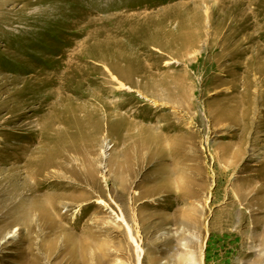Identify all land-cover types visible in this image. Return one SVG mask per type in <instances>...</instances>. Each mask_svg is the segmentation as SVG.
I'll use <instances>...</instances> for the list:
<instances>
[{
  "label": "rangeland",
  "instance_id": "obj_1",
  "mask_svg": "<svg viewBox=\"0 0 264 264\" xmlns=\"http://www.w3.org/2000/svg\"><path fill=\"white\" fill-rule=\"evenodd\" d=\"M0 149V264H264V0H0Z\"/></svg>",
  "mask_w": 264,
  "mask_h": 264
},
{
  "label": "bare ground",
  "instance_id": "obj_2",
  "mask_svg": "<svg viewBox=\"0 0 264 264\" xmlns=\"http://www.w3.org/2000/svg\"><path fill=\"white\" fill-rule=\"evenodd\" d=\"M74 69V68H73ZM73 69H71V73H70V77H73L74 75V73L73 72H76L77 70H73ZM110 69V68H109ZM109 72H112V73H114L115 75L113 76V78L115 79V80H117V81H119L120 80V78L121 79H124V80H126V81H128L127 82V84L129 83V81L130 80H132L133 81V79H131L130 77H131V75L130 76H128L127 75V73L125 72V71H122V70H120V69H118V68H112V69H110V71ZM66 74V73H65ZM64 74V75H65ZM102 74H104V73H102ZM130 74H132L131 73V71H130ZM117 75V76H116ZM92 76V75H91ZM17 77V76H16ZM63 77V76H62ZM107 77H109L108 75H107ZM12 78H15V77H12ZM8 80V79H7ZM11 80V79H10ZM6 81V80H5ZM132 81H130V83L132 84H134L135 85V83L134 82H132ZM60 83V82H59ZM108 83H109V81H108ZM6 84V83H5ZM5 84H3V85H5ZM132 84V85H133ZM2 85V86H3ZM57 85V84H56ZM121 85V88H126V89H129V88H127V85L126 84H123V83H121L120 84ZM131 85V86H132ZM136 85H137V83H136ZM135 85V86H136ZM132 87H134V86H132ZM138 87H140V86H138ZM61 88H63V87H61ZM136 88V87H135ZM57 90V89H56ZM55 90V91H56ZM110 90L111 89H109V88H105V89H101L100 90V92L102 93V94H100L101 96H99L100 97V99H102V98H108V96H109V94H110ZM65 91V90H64ZM61 93V92H60ZM117 94H119V91H117L116 93H114V95L116 96ZM31 97V96H30ZM14 98V107H13V112H14V115H17V111H18V100H17V98H16V96H14L13 97ZM57 99V98H56ZM30 100V99H29ZM54 100H55V98H54ZM31 101V100H30ZM51 101V100H50ZM102 101H103V99H102ZM32 102V101H31ZM44 102V101H43ZM46 102V101H45ZM44 102V103H45ZM35 103V102H34ZM47 103V102H46ZM50 103H52V102H50ZM32 104H33V102H32ZM39 104V103H38ZM34 106H35V104H33ZM36 105H37V103H36ZM43 104H41V106H42ZM44 105H46V104H44ZM40 106V107H41ZM20 107V106H19ZM39 107V108H40ZM44 107V106H43ZM41 109V108H40ZM39 109V111H41L42 112V110H40ZM38 110H37V112H39ZM40 113V112H39ZM48 113V112H47ZM36 114V113H35ZM46 115V114H45ZM53 115V114H52ZM6 121V120H5ZM34 126V125H33ZM169 128H173V126H169L168 127V129ZM174 128H175V126H174ZM173 128V129H174ZM16 130V129H15ZM18 131V130H17ZM142 133H141V135H139V136H137L136 137V141H135V143L132 145V147H131V149H132V151L134 152V151H136V150H138V152L140 151V149L141 148H150V147H153L154 145H158V144H164L163 142H166V140L165 139H158V138H156V137H153V136H151V135H144V133H145V130H142L141 131ZM26 134V133H25ZM31 135V134H30ZM28 136H26V138H27ZM22 139V138H21ZM32 139V138H31ZM167 139H169V138H167ZM3 140V139H2ZM13 140H14V146H18V145H20V135L19 134H14V136H13ZM35 140V139H34ZM32 141V140H31ZM163 141V142H162ZM173 141V139L171 140V142ZM22 143H27V142H23V141H21ZM34 142V141H33ZM30 143V142H29ZM31 146V145H30ZM29 146V147H30ZM130 149V148H129ZM163 149L165 150L166 149V147H164L163 146ZM1 150V149H0ZM167 152V151H166ZM6 153V152H5ZM28 153V147H24L23 149H18L17 150V155L15 156V158H14V161H15V163L13 164V166H14V173H15V175H14V178H15V180H14V182H13V187H12V194H13V197H14V199L15 200H20V202H19V204L18 205H15V206H17V207H21V208H23V210H24V208H27V210L30 212V213H34V214H36V215H39V217H43V214H44V212H47L48 210H50V208H51V203H52V201L54 200L53 199V197H51L50 195H49V193H47L46 192V190L50 187L49 186V184H50V182L48 181V180H44L43 182H41V184H39V185H35V183H33L32 182V172H31V169H30V164L27 162V161H24V157H23V155H26ZM173 155L174 154H176V153H172ZM28 155V154H27ZM1 156V155H0ZM3 157V156H2ZM132 161L134 160H137L136 162H137V167H138V169L135 171V172H131V174H130V178H131V180L132 179H135L136 177H137V173H138V170H140L141 169V167H142V165L145 163L144 162V158L143 157H141L138 153H137V157L136 158H134V156L132 155V153H131V157H129ZM130 161V160H129ZM170 161V160H169ZM22 162H25V167H24V169L22 168V167H20V168H22V169H20L19 168V164H21ZM8 163V162H7ZM44 168V167H43ZM12 170V169H11ZM23 171V173L22 174H20V172L19 171ZM42 170V169H41ZM39 172H40V170H39ZM36 174V173H35ZM38 175H39V173H38ZM41 175V174H40ZM23 176V177H22ZM9 177V176H8ZM10 177H12V176H10ZM40 177V176H39ZM38 177V178H39ZM39 181V180H38ZM56 183L57 182H55L54 181V185H56ZM37 184V183H36ZM49 186V187H48ZM48 187V188H47ZM53 187V186H52ZM47 194H46V193ZM37 193H41V194H46V195H44V196H42L41 198L42 199H31L32 197H36V194ZM39 197H40V195H39ZM31 199V200H30ZM12 204V203H11ZM10 204V205H11ZM17 204V203H16ZM13 205V204H12ZM18 208V209H19ZM12 209V208H11ZM14 209H16V207L14 208ZM20 210V209H19ZM16 211V210H15ZM13 212V211H12ZM25 212V211H24ZM27 212V211H26ZM29 212H28V214H29ZM11 213V212H10ZM17 213V212H16ZM8 214V213H7ZM13 214V213H12ZM11 214V215H12ZM14 214H15V212H14ZM20 214H23L22 212L21 213H19L18 215H20ZM32 214H30V215H32ZM23 215H26V214H23ZM46 216V215H45ZM31 217V216H30ZM121 218V221L125 224V226H126V228H127V230H128V235H129V238H130V240H131V242L133 243V245H134V248H136V251H137V253L136 254H138V262H139V264L141 263V259L143 258L142 257V255H144V249L142 248V246H141V244H140V240L138 239V237L137 236H135V234L133 233V230H132V228L128 225V223H127V221H126V218L122 215V217H120ZM11 226V225H10ZM84 243V242H83Z\"/></svg>",
  "mask_w": 264,
  "mask_h": 264
}]
</instances>
